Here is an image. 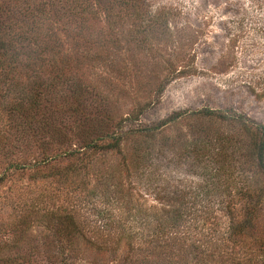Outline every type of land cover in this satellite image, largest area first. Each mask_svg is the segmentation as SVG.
I'll return each mask as SVG.
<instances>
[{
    "label": "rangeland",
    "instance_id": "1",
    "mask_svg": "<svg viewBox=\"0 0 264 264\" xmlns=\"http://www.w3.org/2000/svg\"><path fill=\"white\" fill-rule=\"evenodd\" d=\"M0 264H264V0H0Z\"/></svg>",
    "mask_w": 264,
    "mask_h": 264
},
{
    "label": "trees",
    "instance_id": "2",
    "mask_svg": "<svg viewBox=\"0 0 264 264\" xmlns=\"http://www.w3.org/2000/svg\"><path fill=\"white\" fill-rule=\"evenodd\" d=\"M260 156H261V160H262V162H263V159H262V158H263V156H262V155H260ZM262 164H263V163H262Z\"/></svg>",
    "mask_w": 264,
    "mask_h": 264
}]
</instances>
